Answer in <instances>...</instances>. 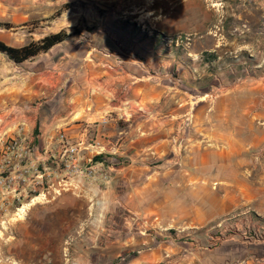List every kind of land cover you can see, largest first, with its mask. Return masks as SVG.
<instances>
[{
	"label": "rangeland",
	"instance_id": "374dc122",
	"mask_svg": "<svg viewBox=\"0 0 264 264\" xmlns=\"http://www.w3.org/2000/svg\"><path fill=\"white\" fill-rule=\"evenodd\" d=\"M61 31L73 37L22 64L0 52V79L34 76L46 112L72 111L69 90L90 89L105 116L78 127L83 137L58 135L62 187L53 181L24 215L0 213V264H129L149 234L198 258L263 241L264 216L243 195L264 188V0H0V42L20 48ZM152 178L147 199L174 223L163 236L125 207L140 206L132 194ZM209 203L211 223L176 225L183 208Z\"/></svg>",
	"mask_w": 264,
	"mask_h": 264
},
{
	"label": "crops",
	"instance_id": "0c3cea01",
	"mask_svg": "<svg viewBox=\"0 0 264 264\" xmlns=\"http://www.w3.org/2000/svg\"><path fill=\"white\" fill-rule=\"evenodd\" d=\"M89 91L90 89H86L83 91L84 94L77 96L74 94L75 89L71 88L69 93L73 94L65 102L69 105L73 104L72 111L58 112L55 108L53 111L46 112L41 111L43 104H39L38 107L35 105L37 82L34 76L22 79V83L21 79L14 74L7 75L4 82L0 79V213L10 212L13 207L24 206L30 200L31 203L28 205L32 206L35 204L36 196L47 198L52 193V182L57 180L52 178V158L58 159L62 153L58 135L65 133L71 138H79L83 134L81 130H76L78 127H81L83 123L100 122L105 116V110L100 109V94L98 92L93 94ZM75 106L78 112L74 110ZM11 140L19 142L22 156L14 158L13 165L6 167L3 166L4 158L12 154L5 152L4 147ZM260 144V142L253 144V147H258ZM262 155L261 152L257 153L259 161L263 158ZM82 158L84 159L85 156ZM204 161L208 162V160ZM7 176H12L16 184L5 186L3 179ZM124 180L131 182L127 175L120 179V181ZM152 180L153 178L147 183L143 181L138 191L135 192L138 194H132L140 197V206L135 208L128 204L125 207L130 212H139L143 219L140 227L154 229L157 234L163 236L161 229L166 224L174 223L164 221V205L158 203V199L154 201L147 199L153 193ZM54 182H57L54 184L56 189L62 187V179ZM116 191L112 188L107 190L106 194H115ZM155 196L157 198L158 194ZM243 197H248V199L252 197V206L256 208L259 215L264 216V188L252 189L251 193H245ZM144 198L145 201L142 200ZM117 209L119 207L113 205V211L116 212ZM182 212L185 215L181 220L178 217L175 221L177 226L203 227L212 222L213 207L210 203L207 205L193 204L183 208ZM149 236L151 238H145L142 241L143 244H149L148 250L142 252L129 264H259L260 260H264V240L244 241L238 251L222 252L223 248L220 250L210 248L204 253L203 258H198L195 248L185 250L179 242L165 240L153 234ZM119 242L120 240H115V243ZM115 250L117 251L111 254L114 259L121 256L118 249ZM237 257L239 258L237 262H231Z\"/></svg>",
	"mask_w": 264,
	"mask_h": 264
},
{
	"label": "trees",
	"instance_id": "16d2710c",
	"mask_svg": "<svg viewBox=\"0 0 264 264\" xmlns=\"http://www.w3.org/2000/svg\"><path fill=\"white\" fill-rule=\"evenodd\" d=\"M73 35L65 31L52 34L38 42H32L24 47L16 48L0 42V52L6 54L16 64H22L38 55L49 52L54 47L64 43Z\"/></svg>",
	"mask_w": 264,
	"mask_h": 264
},
{
	"label": "built area",
	"instance_id": "2783aa9c",
	"mask_svg": "<svg viewBox=\"0 0 264 264\" xmlns=\"http://www.w3.org/2000/svg\"><path fill=\"white\" fill-rule=\"evenodd\" d=\"M4 149H5V152H7L8 154H12V155L11 156H8V155L5 156L3 166L10 167L11 165H13V159L14 158H18V157L22 156V154L20 152V144L17 140H11L10 142H7ZM66 152L70 154L71 159H72L71 162H74L73 167L75 170L73 172H75L76 174H80V175L84 174V172H86V171H83L82 169H80L75 164L77 162V159L75 158V156H76L75 154L78 153L77 147H70L67 149ZM91 172H89V173H91ZM3 184L5 186L9 187L12 184L15 185L16 182L12 176H7V178L3 179Z\"/></svg>",
	"mask_w": 264,
	"mask_h": 264
},
{
	"label": "bare ground",
	"instance_id": "6f19581e",
	"mask_svg": "<svg viewBox=\"0 0 264 264\" xmlns=\"http://www.w3.org/2000/svg\"><path fill=\"white\" fill-rule=\"evenodd\" d=\"M258 127V126H257ZM264 127V126H263ZM259 128V127H258ZM29 205H24L22 208L19 209L20 215H24L26 212V209Z\"/></svg>",
	"mask_w": 264,
	"mask_h": 264
}]
</instances>
